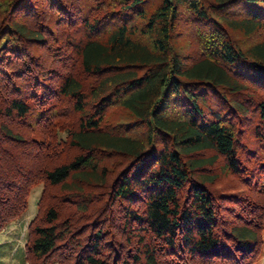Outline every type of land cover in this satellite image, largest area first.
Masks as SVG:
<instances>
[{
    "label": "trees",
    "instance_id": "16d2710c",
    "mask_svg": "<svg viewBox=\"0 0 264 264\" xmlns=\"http://www.w3.org/2000/svg\"><path fill=\"white\" fill-rule=\"evenodd\" d=\"M260 182L264 0H0V232L43 184L28 257L252 264Z\"/></svg>",
    "mask_w": 264,
    "mask_h": 264
},
{
    "label": "rangeland",
    "instance_id": "374dc122",
    "mask_svg": "<svg viewBox=\"0 0 264 264\" xmlns=\"http://www.w3.org/2000/svg\"><path fill=\"white\" fill-rule=\"evenodd\" d=\"M179 31L182 33L179 45L182 47L183 52L187 53V55L189 54L188 57L190 55L191 57H194L198 53V47L194 40V36L191 33L192 30H187V28H185V23H183ZM55 42V39L50 38L48 42L50 43L49 47H54L52 45H54ZM47 47L40 49V53L43 51L44 54H46ZM121 117V110L116 109V111L111 114L110 119L114 122ZM248 135H250V133H248ZM247 138L249 139V137ZM208 172L218 176L216 184H214V189L218 193L240 195L243 192L242 190L245 189V187L241 185L240 182L236 181V178L228 172L227 166L223 160L217 161ZM263 183L264 182H260L259 187H263ZM42 189L43 184L38 185L33 189L29 197L27 212L0 232V264H42L40 261H36L33 257H28L25 252L28 227L30 222L38 215L37 204L41 197ZM249 262H247V264ZM252 264H264V242L259 246L258 253Z\"/></svg>",
    "mask_w": 264,
    "mask_h": 264
}]
</instances>
